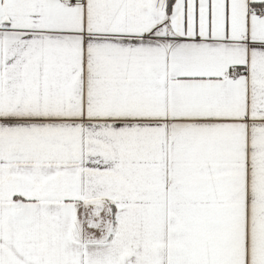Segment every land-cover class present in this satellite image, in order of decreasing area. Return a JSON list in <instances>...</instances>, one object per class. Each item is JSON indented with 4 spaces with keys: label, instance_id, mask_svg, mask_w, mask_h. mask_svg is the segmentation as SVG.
<instances>
[{
    "label": "snow or ice",
    "instance_id": "snow-or-ice-1",
    "mask_svg": "<svg viewBox=\"0 0 264 264\" xmlns=\"http://www.w3.org/2000/svg\"><path fill=\"white\" fill-rule=\"evenodd\" d=\"M0 264H264V0H0Z\"/></svg>",
    "mask_w": 264,
    "mask_h": 264
}]
</instances>
